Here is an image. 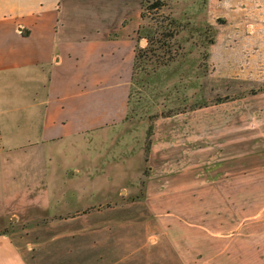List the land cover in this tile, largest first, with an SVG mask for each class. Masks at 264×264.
Segmentation results:
<instances>
[{"label": "rangeland", "instance_id": "obj_1", "mask_svg": "<svg viewBox=\"0 0 264 264\" xmlns=\"http://www.w3.org/2000/svg\"><path fill=\"white\" fill-rule=\"evenodd\" d=\"M154 1L102 0L87 26L134 43L121 119L0 173V197L20 192L0 202V263L9 244L24 264H212L191 231L223 222L209 212L264 222V0ZM165 25L175 37L135 69Z\"/></svg>", "mask_w": 264, "mask_h": 264}, {"label": "crops", "instance_id": "obj_2", "mask_svg": "<svg viewBox=\"0 0 264 264\" xmlns=\"http://www.w3.org/2000/svg\"><path fill=\"white\" fill-rule=\"evenodd\" d=\"M101 2L0 0V173L6 180L16 178L11 166L19 156L38 148L50 156L56 140L87 135L123 116L134 43L91 32L89 22L103 20ZM95 60L105 68L93 69ZM88 65L91 70H80ZM19 194L0 202H17ZM208 215L223 222L194 226L192 244L209 247L212 264H264L263 221L249 226L242 213L228 210ZM4 246L0 264H24L16 248Z\"/></svg>", "mask_w": 264, "mask_h": 264}, {"label": "trees", "instance_id": "obj_3", "mask_svg": "<svg viewBox=\"0 0 264 264\" xmlns=\"http://www.w3.org/2000/svg\"><path fill=\"white\" fill-rule=\"evenodd\" d=\"M146 1H149V0H146ZM162 5H163L162 0H155L154 4H151L149 8L160 9ZM161 27H164V29L156 32V35L145 36L148 39V44L144 48L137 49L136 56H135V63H134L135 69H137L139 65L143 63V61L147 60L148 53L152 52V54L155 55L156 50H160V49L162 50L163 45L170 44L169 41H171L178 32V31H174L168 25L161 26ZM160 57L161 56L158 57V61H160L159 60Z\"/></svg>", "mask_w": 264, "mask_h": 264}]
</instances>
